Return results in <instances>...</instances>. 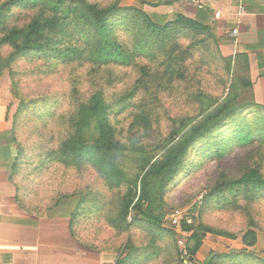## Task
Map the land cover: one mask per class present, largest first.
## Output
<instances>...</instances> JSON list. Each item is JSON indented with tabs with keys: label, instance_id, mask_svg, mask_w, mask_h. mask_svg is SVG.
Returning <instances> with one entry per match:
<instances>
[{
	"label": "rangeland",
	"instance_id": "rangeland-1",
	"mask_svg": "<svg viewBox=\"0 0 264 264\" xmlns=\"http://www.w3.org/2000/svg\"><path fill=\"white\" fill-rule=\"evenodd\" d=\"M172 4L120 0L121 13L111 18L116 34L133 51L136 37L149 35L137 10L158 25L193 19ZM21 8L7 12L11 23L30 22L32 12ZM193 20L206 29L153 35L151 53L109 66L112 105L84 128L90 152L77 165L54 161L57 138L50 137L69 127L75 109L66 99L88 98L104 82L102 72L76 63L48 68L29 54L13 62L12 50L0 46L20 200L42 214L69 216L79 241L112 264H264V109L249 104L216 38ZM72 78L77 93H69ZM58 112L66 118L42 126V117ZM101 133L142 150L113 144L103 152Z\"/></svg>",
	"mask_w": 264,
	"mask_h": 264
},
{
	"label": "trees",
	"instance_id": "trees-1",
	"mask_svg": "<svg viewBox=\"0 0 264 264\" xmlns=\"http://www.w3.org/2000/svg\"><path fill=\"white\" fill-rule=\"evenodd\" d=\"M119 2L120 0H115L104 4L102 0H0V46L9 47L12 50L11 60L13 62L18 59V56L29 54L31 57L46 59L49 62L48 68H55L62 63H72V65L76 63L87 64L93 70L98 69L102 72L100 76L104 82H96V89L88 98L80 99L78 104L73 99H66L65 104H68L69 111L75 110L72 113L69 112L71 114L68 117L69 127L61 129L55 133V136L51 135L50 137L57 138L54 149L59 153L54 158L55 162L77 165L83 155L90 152V149L82 144L84 128L93 121L100 120L103 112L112 105L105 88L109 84L111 86L116 76L108 71L116 65H128L134 56L151 53L150 45L155 44V41L150 42L153 35L158 38L159 35H163L170 39L172 32L179 26L195 27L199 31L206 29L205 26L184 16H178L176 20L165 25H158L145 12L137 10L138 18L149 35L137 36L133 51H130L125 39L116 34L118 25L112 23L111 20L114 15L121 13ZM17 6L22 7L21 13L26 10L32 12L29 23H11L8 19L7 12L10 8L14 9ZM21 13L16 14L15 17L18 18ZM119 27H124V25H119ZM111 65L113 67L109 68ZM104 67L107 68L102 71ZM79 84L78 79L72 78L69 93H77ZM124 98V94L120 95L116 101ZM249 104L264 109V106L257 103L250 102ZM61 118L66 117H62L58 112L52 116L42 117L40 123L43 127H48L49 123L56 122ZM35 120L37 123L39 122V120ZM113 133L107 135L101 133L98 147L103 152H109L113 144L120 150H142L127 146L125 144L127 142L123 144ZM203 135L193 139L192 144L198 142ZM17 195L22 208L37 216L49 215L40 213V210H36V208L25 206L20 200L19 193ZM70 224L72 234L79 241L73 232L71 220Z\"/></svg>",
	"mask_w": 264,
	"mask_h": 264
},
{
	"label": "crops",
	"instance_id": "crops-1",
	"mask_svg": "<svg viewBox=\"0 0 264 264\" xmlns=\"http://www.w3.org/2000/svg\"><path fill=\"white\" fill-rule=\"evenodd\" d=\"M172 1L173 12L208 26L239 91L264 106V0H247L245 13L234 0ZM0 96V264H112L105 252L74 237L69 216L41 217L20 206L13 180L18 148Z\"/></svg>",
	"mask_w": 264,
	"mask_h": 264
},
{
	"label": "built area",
	"instance_id": "built-area-1",
	"mask_svg": "<svg viewBox=\"0 0 264 264\" xmlns=\"http://www.w3.org/2000/svg\"><path fill=\"white\" fill-rule=\"evenodd\" d=\"M234 1L238 5L239 13L247 12V6H246L247 0H234ZM232 33L234 36H237L238 35V29L237 28L233 29ZM0 99H1V96H0Z\"/></svg>",
	"mask_w": 264,
	"mask_h": 264
}]
</instances>
